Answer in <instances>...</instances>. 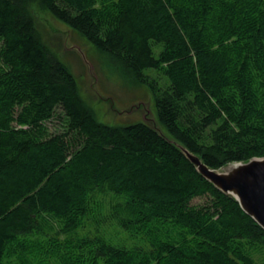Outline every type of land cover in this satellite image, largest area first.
Listing matches in <instances>:
<instances>
[{
	"label": "trees",
	"instance_id": "obj_1",
	"mask_svg": "<svg viewBox=\"0 0 264 264\" xmlns=\"http://www.w3.org/2000/svg\"><path fill=\"white\" fill-rule=\"evenodd\" d=\"M36 10L145 86L208 167L264 156V0H0V264H264V229L175 145L98 120Z\"/></svg>",
	"mask_w": 264,
	"mask_h": 264
},
{
	"label": "rangeland",
	"instance_id": "obj_2",
	"mask_svg": "<svg viewBox=\"0 0 264 264\" xmlns=\"http://www.w3.org/2000/svg\"><path fill=\"white\" fill-rule=\"evenodd\" d=\"M35 17L38 27L43 33V39L60 60L68 66L78 82L81 95L86 101H89L90 105L94 108L100 122L110 125H126L144 121L136 116L133 117L134 121L129 117H117L116 113L118 112L115 114L110 112L108 105L105 104L103 100L101 101L99 97L102 99L111 97L118 106L140 100L145 101L149 103L148 106L152 109L150 118H155V113L153 112V99L145 86L133 84L113 71L109 66L107 58L101 52L79 34L51 17L50 14L36 10ZM78 49H80L83 54L80 53ZM158 54L159 51L156 50L155 55L158 56ZM60 114L61 110L57 109L56 116L46 122L47 130L50 135L61 134L66 131L64 119L57 116ZM115 121L120 123H115ZM152 121L155 122L153 119ZM163 132L166 133L164 130ZM210 199L211 198L208 196L196 198L192 202V205H205ZM101 229L106 238L113 239L118 235L121 239L125 240L124 235L114 226H111L109 222L103 224ZM104 229L107 231H104ZM114 240L117 244L122 242L120 239ZM116 242L114 243L116 244Z\"/></svg>",
	"mask_w": 264,
	"mask_h": 264
},
{
	"label": "water",
	"instance_id": "obj_3",
	"mask_svg": "<svg viewBox=\"0 0 264 264\" xmlns=\"http://www.w3.org/2000/svg\"><path fill=\"white\" fill-rule=\"evenodd\" d=\"M66 27L69 28L68 26ZM69 29L72 30L71 28ZM78 51L83 54L80 49ZM99 99L108 105L110 112L114 114L118 112L116 113L117 117H129L133 121L135 116L140 120L143 119L144 122L142 123L149 125L167 142L175 145L205 179L224 194L237 200L242 209L264 229V156L254 157L245 162H233L219 169H212L204 163L201 156L189 151L166 131V133L163 132L164 129L159 124L156 115L154 114L155 118H150L152 109L151 107L149 108V103L140 100L118 106L111 97L104 99L99 97ZM117 121L115 123H120Z\"/></svg>",
	"mask_w": 264,
	"mask_h": 264
}]
</instances>
